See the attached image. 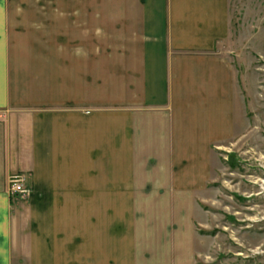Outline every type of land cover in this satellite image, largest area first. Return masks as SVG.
Wrapping results in <instances>:
<instances>
[{
    "label": "crops",
    "instance_id": "1",
    "mask_svg": "<svg viewBox=\"0 0 264 264\" xmlns=\"http://www.w3.org/2000/svg\"><path fill=\"white\" fill-rule=\"evenodd\" d=\"M229 31V0H0V264L193 263Z\"/></svg>",
    "mask_w": 264,
    "mask_h": 264
},
{
    "label": "rangeland",
    "instance_id": "2",
    "mask_svg": "<svg viewBox=\"0 0 264 264\" xmlns=\"http://www.w3.org/2000/svg\"><path fill=\"white\" fill-rule=\"evenodd\" d=\"M229 14L217 51L238 73L237 128L213 151L192 264H264V0H229Z\"/></svg>",
    "mask_w": 264,
    "mask_h": 264
},
{
    "label": "built area",
    "instance_id": "3",
    "mask_svg": "<svg viewBox=\"0 0 264 264\" xmlns=\"http://www.w3.org/2000/svg\"><path fill=\"white\" fill-rule=\"evenodd\" d=\"M32 191L31 185L28 183V175L20 172L9 177L8 192L13 199L27 198Z\"/></svg>",
    "mask_w": 264,
    "mask_h": 264
}]
</instances>
